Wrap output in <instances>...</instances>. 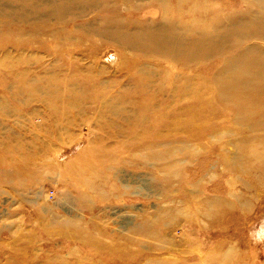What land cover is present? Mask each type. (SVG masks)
<instances>
[{
	"label": "rangeland",
	"instance_id": "obj_1",
	"mask_svg": "<svg viewBox=\"0 0 264 264\" xmlns=\"http://www.w3.org/2000/svg\"><path fill=\"white\" fill-rule=\"evenodd\" d=\"M232 26L264 48V0H0V264H264V129L214 81L236 50L151 37Z\"/></svg>",
	"mask_w": 264,
	"mask_h": 264
},
{
	"label": "bare ground",
	"instance_id": "obj_2",
	"mask_svg": "<svg viewBox=\"0 0 264 264\" xmlns=\"http://www.w3.org/2000/svg\"><path fill=\"white\" fill-rule=\"evenodd\" d=\"M234 31V26L229 27L224 32L223 29L218 32L209 33L207 31L202 33L200 38L191 39V41L186 43L183 40L180 41V38L173 39L170 37L171 35L166 33L151 37L152 42L164 51L168 57L177 59L182 53L186 52L184 50H187L188 53L185 55L186 64H191L192 61H196V59L201 57L199 56L200 51H203V57H208L212 52L213 54L225 55L228 54L226 52L228 48L236 50L235 54L225 58V63L215 73L214 81L220 89L218 98L227 103L241 105L244 114H249V108H252L254 111L251 110L252 116L254 114L258 115L255 118L254 127H259V129L263 130L264 48L260 46L252 47L251 45V47L240 46L239 44L242 45L241 42L232 39ZM174 40H177L179 45L176 46L175 43L177 42Z\"/></svg>",
	"mask_w": 264,
	"mask_h": 264
}]
</instances>
